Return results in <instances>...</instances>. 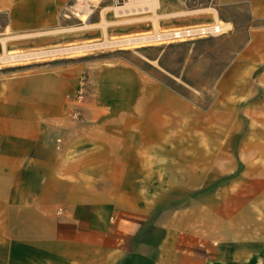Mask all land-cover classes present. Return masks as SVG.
I'll list each match as a JSON object with an SVG mask.
<instances>
[{"label": "crops", "instance_id": "obj_1", "mask_svg": "<svg viewBox=\"0 0 264 264\" xmlns=\"http://www.w3.org/2000/svg\"><path fill=\"white\" fill-rule=\"evenodd\" d=\"M76 10L0 0V51L81 38ZM156 14L220 26L171 45L186 49L177 87L123 51L0 69V264H264V0H158Z\"/></svg>", "mask_w": 264, "mask_h": 264}, {"label": "rangeland", "instance_id": "obj_2", "mask_svg": "<svg viewBox=\"0 0 264 264\" xmlns=\"http://www.w3.org/2000/svg\"><path fill=\"white\" fill-rule=\"evenodd\" d=\"M82 2V10H76L77 14L73 12V15L76 16L78 22L76 24H80V30L82 31L81 38H78L74 41L50 45L47 48L40 49H52L64 47L67 45H81L88 42L94 41H102L105 38H110L117 35L115 32L118 27L127 25L129 23H123L119 25H107L105 28L102 26V23L105 21H112L122 17L116 15L115 5L111 4L108 0H81ZM75 13V14H74ZM137 17L135 20L140 18L148 19L153 23L154 29L152 32H147L149 34L156 35L158 32L166 30L167 28H162L159 26V21H157L156 7L154 9H147L146 14H143V11H139L136 13H131L126 15L124 18H132ZM5 21V15L0 14V28H2ZM80 22V23H79ZM98 22V23H95ZM136 21L135 23H137ZM89 27L88 25H92ZM132 34V33H131ZM90 35V36H88ZM189 40H150L147 42L137 43V44H125V45H109V46H100L94 48H88L82 51H74L68 54L59 53L57 55H48L46 57H21L10 59V57L3 58L0 60V69L2 71H12L18 68L20 69H32L38 70L41 68L51 69L56 68L57 61L60 60H72L77 59L79 57H83L89 54H100L107 53L113 51H123V58L125 61L130 62L133 65H137L140 68L146 70V72L150 75H154L159 77L161 81L165 84L173 85L177 87V83L173 77H171L170 71L174 74L181 73L180 62L184 59L186 55V49L184 47L181 48H171V45H175L177 43H185ZM149 48L148 50H144ZM34 49L30 52L40 51ZM10 52L12 55H21L23 52L18 50L7 49L5 44L3 43V49L0 54V57L4 54L3 52ZM26 53V52H25ZM2 56V57H3ZM78 84L74 87L71 96L76 100L83 101L87 95L88 87H87V79L85 78V74L83 71L79 73L78 76ZM82 88L81 98L78 97V90Z\"/></svg>", "mask_w": 264, "mask_h": 264}, {"label": "bare ground", "instance_id": "obj_3", "mask_svg": "<svg viewBox=\"0 0 264 264\" xmlns=\"http://www.w3.org/2000/svg\"><path fill=\"white\" fill-rule=\"evenodd\" d=\"M158 4V0H135L132 2H126L124 5L116 7L115 13L117 16L122 17L116 20L112 21H105L102 23V26L105 28L107 25H119L123 23H129V24H134L136 21L135 18L137 17H132V18H124L126 15H129L131 13H136L139 11H144L147 9H154ZM142 19V18H140ZM89 27H92L93 25H88ZM214 27L216 29L220 30V26L216 24ZM160 35H157L154 37L153 34H149L147 32H141V33H133V34H126V35H121V36H114L110 38H105L102 41H94V42H88L84 43L81 45H70L68 48L76 51H82L86 50L88 48H94V47H100V46H109V45H125V44H137V43H142V42H147L150 40H162ZM5 39L3 38L2 41ZM66 48L65 50H67ZM58 50V49H56ZM54 52H57V51ZM43 50L37 51V52H31L28 54H21V55H12L10 52H3L4 56L0 57V60L3 58L10 57V59H15L17 57H28L31 55H37V53L42 52Z\"/></svg>", "mask_w": 264, "mask_h": 264}, {"label": "built area", "instance_id": "obj_4", "mask_svg": "<svg viewBox=\"0 0 264 264\" xmlns=\"http://www.w3.org/2000/svg\"><path fill=\"white\" fill-rule=\"evenodd\" d=\"M111 4L115 6H121L124 5L126 2H132L135 0H108ZM216 24H202V25H193V26H187V27H180V28H173V29H166L163 31L158 32L155 36L160 35L159 37L162 38V40H190L195 39L199 37L209 36V35H215L220 32V30L216 29L214 27ZM159 40V39H158ZM70 45L59 47V48H52V49H45L40 53H37V55H31L28 57L38 56V57H46L48 55H57L59 53L68 54L71 52H74L76 50L69 49ZM68 48L67 50H65ZM58 49V50H56ZM57 52H54V51ZM31 53V52H30ZM28 54V53H26ZM25 57V56H22ZM27 57V58H28ZM21 58V57H17ZM82 88L80 87L78 90V97L81 98L82 95Z\"/></svg>", "mask_w": 264, "mask_h": 264}]
</instances>
